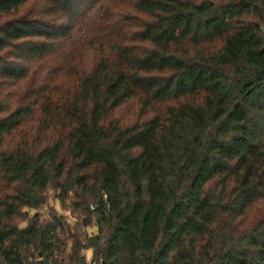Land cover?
<instances>
[{
  "label": "trees",
  "instance_id": "trees-1",
  "mask_svg": "<svg viewBox=\"0 0 264 264\" xmlns=\"http://www.w3.org/2000/svg\"><path fill=\"white\" fill-rule=\"evenodd\" d=\"M101 262L264 264V0H0V264Z\"/></svg>",
  "mask_w": 264,
  "mask_h": 264
},
{
  "label": "rangeland",
  "instance_id": "rangeland-1",
  "mask_svg": "<svg viewBox=\"0 0 264 264\" xmlns=\"http://www.w3.org/2000/svg\"><path fill=\"white\" fill-rule=\"evenodd\" d=\"M85 59H86V58H85ZM133 109H134V106H133L132 104H129V105H127V106L125 107V110H124V111L127 110V112L131 111V113H133V112H132ZM128 118H130V117H128ZM48 200H49V202H48L49 205H53L57 210H59L60 212H62L65 216H67L69 222L72 223V218L69 217V216H70V213H68L67 211H65V210H63V209L61 208L60 203H59L58 200L53 199V197H52L51 194H50ZM46 206H47V205H45V207H43V208L37 210L36 212H40V213H42V215H45V214L47 213V211H46ZM33 212H34V211H30V214H33ZM89 229H94V228L92 227V228H89ZM89 229H88V230H89ZM87 257L90 259V251L87 252Z\"/></svg>",
  "mask_w": 264,
  "mask_h": 264
},
{
  "label": "water",
  "instance_id": "water-1",
  "mask_svg": "<svg viewBox=\"0 0 264 264\" xmlns=\"http://www.w3.org/2000/svg\"><path fill=\"white\" fill-rule=\"evenodd\" d=\"M100 264H104L103 262H101Z\"/></svg>",
  "mask_w": 264,
  "mask_h": 264
}]
</instances>
